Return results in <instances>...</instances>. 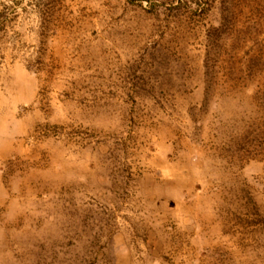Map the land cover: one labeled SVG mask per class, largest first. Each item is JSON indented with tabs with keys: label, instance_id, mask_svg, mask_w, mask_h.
I'll return each instance as SVG.
<instances>
[{
	"label": "rangeland",
	"instance_id": "1",
	"mask_svg": "<svg viewBox=\"0 0 264 264\" xmlns=\"http://www.w3.org/2000/svg\"><path fill=\"white\" fill-rule=\"evenodd\" d=\"M0 264H264V0H0Z\"/></svg>",
	"mask_w": 264,
	"mask_h": 264
}]
</instances>
